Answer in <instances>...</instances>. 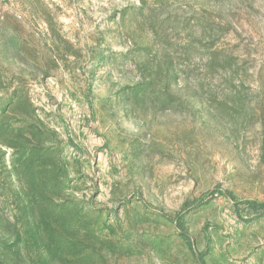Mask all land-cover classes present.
I'll return each instance as SVG.
<instances>
[{
	"label": "rangeland",
	"instance_id": "374dc122",
	"mask_svg": "<svg viewBox=\"0 0 264 264\" xmlns=\"http://www.w3.org/2000/svg\"><path fill=\"white\" fill-rule=\"evenodd\" d=\"M264 0H0V264H264Z\"/></svg>",
	"mask_w": 264,
	"mask_h": 264
},
{
	"label": "trees",
	"instance_id": "16d2710c",
	"mask_svg": "<svg viewBox=\"0 0 264 264\" xmlns=\"http://www.w3.org/2000/svg\"><path fill=\"white\" fill-rule=\"evenodd\" d=\"M253 204H255L254 207H256V208L257 207H262V206L264 207V203H259V204L253 203Z\"/></svg>",
	"mask_w": 264,
	"mask_h": 264
}]
</instances>
